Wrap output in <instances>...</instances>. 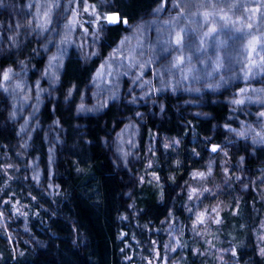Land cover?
<instances>
[{
	"label": "trees",
	"instance_id": "obj_1",
	"mask_svg": "<svg viewBox=\"0 0 264 264\" xmlns=\"http://www.w3.org/2000/svg\"><path fill=\"white\" fill-rule=\"evenodd\" d=\"M166 1L92 0L95 15L81 12L90 31L86 40L77 36L61 0H0V264H163L169 220L178 229L182 264H208L196 249L181 189L204 173L205 204L221 209L218 241L233 249L236 264H264L255 238L264 148L233 139L229 130L253 120L231 107L235 87L227 86L242 74L243 36H225L221 46L214 41L212 54L226 49L212 91L184 95L179 85L171 94L166 73L174 63L177 26L187 25L199 40L193 47L186 41L182 54L192 63L197 53L204 58L212 38L202 31L210 21L200 7L238 10L264 31V0H178L185 23L173 9L159 16ZM244 6L253 7L251 16ZM112 15L116 23L105 19ZM123 40L130 47L123 52L137 60L133 68L147 79L155 69L157 93L126 75L131 68L118 53ZM205 78L195 73L190 79ZM153 136L154 154L147 145ZM214 145L222 150L210 154ZM146 155L161 179L158 188L149 178L138 181L148 175ZM30 156L40 162L44 185L31 177ZM47 182L54 183L52 192Z\"/></svg>",
	"mask_w": 264,
	"mask_h": 264
},
{
	"label": "rangeland",
	"instance_id": "obj_2",
	"mask_svg": "<svg viewBox=\"0 0 264 264\" xmlns=\"http://www.w3.org/2000/svg\"><path fill=\"white\" fill-rule=\"evenodd\" d=\"M9 0H3V2H8ZM60 1V0H55ZM91 1L92 0H61L63 4H67L70 15H71V21L72 26L74 28V31L76 32L78 37H81L82 39L88 40V35L90 33L89 29L84 28V26L81 24V12L85 10H91ZM100 4H102V0H98ZM178 0H168L166 2H162L160 6V14L161 16L164 12H168V15H171L172 9L177 11L179 15V20L181 19L183 23L186 22L185 15L183 14V11L180 8H176L178 6L177 4ZM9 3V2H8ZM30 4L27 5V8L34 9L35 4L33 2H29ZM59 3V2H57ZM264 4V2H261ZM10 5V3H9ZM176 5V6H175ZM8 7V6H6ZM5 7V8H6ZM52 7L50 9L51 12H54V8H56V5H50ZM246 7V6H244ZM245 9V8H244ZM222 10V11H221ZM259 10V9H258ZM89 11V12H90ZM203 11L205 14L202 13L203 18H207L209 23H207L208 29H202L204 30V33L208 35L207 37L210 39L212 38L208 44L203 49L204 51V58L200 57L201 55L197 53L195 61L193 63L190 61V59L183 55L181 52L182 48L186 45V41L191 43L192 47L193 45H197L199 40L197 37V34H194L191 29L186 25L183 27L181 26L178 28V26L175 28V33L173 34L172 43L174 46V49L176 48V52L174 53V63L172 65V69L166 73L171 78V88L169 89V92L171 94H176L178 90V86L180 85L181 93L184 95H190L193 90L195 93L200 94V90L207 88V91H212V85L215 83H212L214 80V76L221 75L222 71L224 70L223 63V53L226 49V47L219 48L213 50L214 41L217 43L219 41V45L225 44V41L223 40L225 36H229L234 34V36L242 35L243 37L242 42H245L246 46V54L242 60V52L239 53V56L237 57V61L241 58V76L236 78V80L231 81L233 82L232 85H230V82H222V85L232 86L234 89V95L232 96V105L231 107L233 109H241L242 112L246 113L247 115H250L253 117V120L248 123H245L238 132L230 130V133L232 135V138L235 137L237 139H240L242 141H250L251 145L255 147H263L264 148V115H261L262 110L264 109V31L263 28H256L257 25H251L253 23H246V20H243L241 13L238 12V10H235L234 13L229 14L225 13L223 7H216L214 5L211 6H203L200 7V12ZM253 11L252 8L245 9V12L250 14ZM232 12V11H231ZM243 12L242 14H245ZM28 13V12H27ZM112 17H117L116 15H112ZM202 18V19H203ZM192 19H196V15H192ZM211 19V20H209ZM234 20V21H233ZM218 22L219 26L213 25V22ZM110 23V22H109ZM233 23V24H231ZM22 23H19V26ZM26 25V23L24 22ZM18 25V23H17ZM226 25H231L227 27ZM124 27L128 28L130 27L127 23L124 22ZM253 28V30H251ZM133 29V27L131 28ZM213 29H215L213 31ZM228 31V32H226ZM234 32V33H233ZM180 33L183 36V42L182 45H176L175 38L176 34ZM185 34V36H184ZM238 34V35H237ZM244 40V41H243ZM92 42V41H90ZM124 44V40L122 41ZM182 46V47H181ZM188 46V45H187ZM118 53L122 55L123 61L127 62L129 65L128 67L131 68V70H127L126 74L129 78L132 77L134 79V76L136 75L137 78L140 80V85L142 89L146 92L147 90L154 91V93H157L158 87L153 84V81L156 82V72L153 67H151L148 72L151 73V77L149 79L146 78L145 72L143 69H135L131 65H135L137 60L135 59V56L132 57L131 54L123 52V50H130V47L128 46V43H125L123 46L118 47ZM179 50V51H178ZM219 51V52H218ZM182 57L184 60V64H181L177 66V58ZM190 61V63H189ZM205 63H202V62ZM199 75L201 77H206L204 82L200 81H192L190 78L194 76V74ZM142 77V78H141ZM128 78V79H129ZM3 82L6 83V81L3 80ZM1 82L2 85H5V83ZM177 82V83H176ZM161 88V87H159ZM148 91V92H149ZM160 91V89H159ZM205 91V90H204ZM144 92V93H145ZM239 101V103H237ZM262 112V113H261ZM261 116H260V115ZM26 136L31 137L30 133H28ZM164 141V139H163ZM166 143L172 146H175L178 142L173 140L172 142L168 139H165ZM157 142V137L153 136L148 141V152L154 154L157 145L155 144ZM24 143V142H23ZM25 149L30 152L29 146L24 143ZM215 149V150H214ZM220 149V146L214 145L213 147L209 148L208 151L210 154H214L215 152H218ZM30 171H31V177L38 185H44L43 181L40 178L41 175V167L40 162L37 161V156H30ZM150 159H148V156H145L144 159V165L143 167L145 170L143 173H147V177L143 174L141 176H138V181L140 183L146 182V178L150 179L152 184L156 186L157 188L161 185V179L158 177L156 173H153L151 171V166L149 164ZM213 162H209L207 164L208 167H210ZM208 169V168H207ZM52 170V166H50V171ZM51 174V173H50ZM208 174L204 173L203 175H192L191 181L187 185L184 183L181 187V189L185 190L187 195V213L189 214V228L190 232L196 239V249L201 251L202 255L205 257L206 262L208 264H236L234 260V254L233 249L224 248L221 243L217 239V229L220 224V212L221 209L218 208L216 205L209 207L205 204L206 198L203 195V192L206 190V182L208 179ZM202 185V186H201ZM46 188L52 192L55 188L53 182H47L45 184ZM261 189L263 194L261 195V199L263 202V211L260 217V220L258 222L257 226V232L255 235L258 252L260 255H264V174L263 178L261 179ZM202 221V222H201ZM166 247H165V254L163 259V264H182V258H181V247L179 244V234L177 226L174 224L173 221H170L166 223Z\"/></svg>",
	"mask_w": 264,
	"mask_h": 264
},
{
	"label": "snow or ice",
	"instance_id": "obj_3",
	"mask_svg": "<svg viewBox=\"0 0 264 264\" xmlns=\"http://www.w3.org/2000/svg\"><path fill=\"white\" fill-rule=\"evenodd\" d=\"M93 15H95V12H93ZM105 19L110 22V23H116L118 21V18L117 17H112V16H108V17H105ZM125 23L127 21H124ZM215 29H213L214 31ZM182 42H183V36L180 34V33H177L176 34V38H175V43L176 45H182ZM177 66L181 65V64H184V60L182 57H178L177 58ZM4 78L7 79V74L4 75ZM237 103H239V101H237ZM261 115H264V113H262ZM215 150V149H214ZM200 175H203V174H200ZM202 222V221H201Z\"/></svg>",
	"mask_w": 264,
	"mask_h": 264
}]
</instances>
